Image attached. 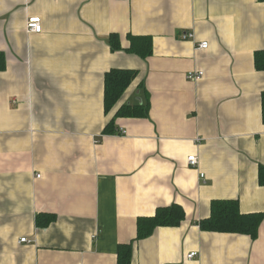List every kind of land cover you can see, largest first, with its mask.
I'll return each instance as SVG.
<instances>
[{
    "label": "crops",
    "instance_id": "1",
    "mask_svg": "<svg viewBox=\"0 0 264 264\" xmlns=\"http://www.w3.org/2000/svg\"><path fill=\"white\" fill-rule=\"evenodd\" d=\"M129 35L152 54L129 53ZM260 51L262 0H0V264H118L129 245L131 264H264V221L254 240L199 226L214 200L264 214ZM114 69L137 77L107 112ZM123 105L148 113L116 117ZM172 205L181 226L137 240L139 218Z\"/></svg>",
    "mask_w": 264,
    "mask_h": 264
},
{
    "label": "trees",
    "instance_id": "2",
    "mask_svg": "<svg viewBox=\"0 0 264 264\" xmlns=\"http://www.w3.org/2000/svg\"><path fill=\"white\" fill-rule=\"evenodd\" d=\"M264 1V0H262ZM130 48L129 53L142 58H147L152 54V41L148 37H138L129 35ZM110 44L113 51L122 50L120 38L117 34H112ZM255 67L258 71H264V51L256 52ZM6 68L5 58L0 53V71ZM137 77V72L132 70L114 69L106 74L105 77V107L109 112L121 100L124 93L132 85ZM263 123H264V93L262 95ZM148 107L143 105L131 106L123 105L116 113V117H146ZM114 121V120H113ZM111 121L107 126L106 134H116L114 122ZM261 183L264 184V169H261ZM48 225L54 220V216H39L38 225ZM42 219V220H40ZM186 214L179 205L159 208L153 217L139 218L137 240L145 239L151 236L159 227H179L185 221ZM264 221V214L261 213H242L237 200H214L211 203L210 216L202 220L199 224L204 232L240 234L257 238L259 228ZM44 224V225H45ZM132 246L120 247L119 263L131 264Z\"/></svg>",
    "mask_w": 264,
    "mask_h": 264
},
{
    "label": "built area",
    "instance_id": "3",
    "mask_svg": "<svg viewBox=\"0 0 264 264\" xmlns=\"http://www.w3.org/2000/svg\"><path fill=\"white\" fill-rule=\"evenodd\" d=\"M27 29L30 33H41L42 32V21H41V18L40 17H32L28 20V23H27ZM193 38V34H184L182 35V39L183 40H191ZM209 47V43L208 42H202L201 44L198 45V48L199 49H202V50H206L208 49ZM204 76V73L202 71L198 72H190L188 74V79L190 80H193V81H200ZM120 134L121 135H126L127 132L126 131H123L121 130L120 131ZM188 163L191 167L195 168L198 164V159L197 157L195 156H191L189 157L188 159ZM205 175H201L202 178H204ZM22 243H25L27 242V239H22L21 240ZM198 256L197 253H190L187 258L190 259V260H193L194 258H196Z\"/></svg>",
    "mask_w": 264,
    "mask_h": 264
}]
</instances>
